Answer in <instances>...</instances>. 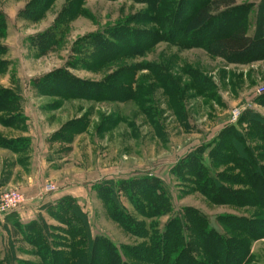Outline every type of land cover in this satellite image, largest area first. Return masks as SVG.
<instances>
[{
  "label": "rangeland",
  "instance_id": "374dc122",
  "mask_svg": "<svg viewBox=\"0 0 264 264\" xmlns=\"http://www.w3.org/2000/svg\"><path fill=\"white\" fill-rule=\"evenodd\" d=\"M236 3L249 5L247 26L253 36L264 0ZM153 10L133 0H0V60L6 62L0 68V87L17 96L12 114L21 117L17 127L5 126L1 119L6 113L0 111V129L6 127L0 135L24 138L26 146L16 160L0 146V207L7 191L22 198L14 210L0 209V260L41 264L36 253L41 249L69 253L74 243L69 227L82 226L72 217L76 204L92 239L110 241L122 259L132 258L129 248L150 247L151 237L159 238L172 218L190 208L205 214L227 237L246 240V264H264V238L249 239L221 222L225 217L224 222L234 225L229 216H237L260 223V208L214 204L193 190L194 179L187 174L201 163L225 186L247 189L238 184L245 178L244 163L221 144L227 137H242L264 166V143L255 132L264 128V59L230 62L204 49L165 42L141 53H124L152 37L149 30L156 25L137 19L158 12ZM183 10L185 15L192 9ZM123 29H134L131 38L122 35ZM40 39L50 40L45 51ZM63 78L84 84H57ZM103 81L124 86L126 97H98L102 88L95 84ZM66 91L80 96H62ZM235 110L241 112L236 118ZM214 152L227 157L214 158ZM143 179L161 181L163 191L158 192L168 201L164 215L138 213L133 201L145 206L142 193L149 191ZM262 191L259 187L264 199ZM110 207L126 210L140 225L138 235L114 221ZM30 222H37L46 235L47 250L38 241L31 244L16 226ZM26 232L32 234V229Z\"/></svg>",
  "mask_w": 264,
  "mask_h": 264
},
{
  "label": "trees",
  "instance_id": "16d2710c",
  "mask_svg": "<svg viewBox=\"0 0 264 264\" xmlns=\"http://www.w3.org/2000/svg\"><path fill=\"white\" fill-rule=\"evenodd\" d=\"M133 1L146 3L150 9L158 11L154 14H142L137 19L139 24L152 23L156 25V28L149 30L152 37L146 45L141 47L129 46L124 53H141L144 49H148L158 42H165L181 49H204L208 53L222 56L230 62L242 63L264 59V10L260 12L259 18H257L258 25L256 26L255 34L250 36L247 26L249 5L237 4L236 0H191L192 2H196L194 7H192L188 0ZM186 6L192 10L190 13L184 15L183 9ZM36 11L37 17H39L42 14V8ZM1 22L0 28L3 23ZM132 30L123 29L121 33L125 37L131 38ZM41 38L43 37L41 36ZM39 43L41 50L45 51L50 44V40L45 41L40 39ZM114 46L116 47V45ZM253 48H256L255 53L249 55L248 53ZM116 52L114 48L112 56H115ZM5 66V60H0V68ZM54 77L55 75L51 78ZM68 83L84 84L79 79L69 82L63 78L57 82V84L64 85ZM55 85L53 84L52 87L55 88ZM95 85L99 89L102 88V93L97 95L98 97L121 100L127 95L123 93L125 90L124 86L116 85L113 81H103ZM50 92L56 91L51 90ZM71 95L76 96L78 93L74 92L71 94L68 91L62 93L64 97ZM17 100V96H15L11 89L0 87V111L4 114H10H5L4 118L1 119L5 126L17 127L18 123L21 122L19 114H12L13 112L15 113ZM255 132L264 143V128L255 129ZM238 137H227L221 144L227 152L237 153L235 157L236 161L240 164L244 163L241 165L245 169V178L239 179L238 184L248 186L247 189L235 190L229 186H225L218 175L213 174L208 167L203 166L201 163L198 164L197 170L189 169L187 174L194 179L195 189L193 190L199 191L212 203L233 204L239 207H258L260 208L258 213L261 215L258 214L256 216L263 217L264 199L262 196H259L258 191L260 187L264 193V166H260L256 162V159L249 151L251 148L248 144L242 142V137ZM24 140V138L7 139L0 135V146L10 149L12 152L23 153L26 149L23 143ZM221 154L214 152L212 153V157H227V154L225 155L224 153V156ZM142 182L146 183L145 185L147 186L145 187L149 191H143L142 193L145 206H139L136 203L138 200L136 202L133 201L138 213L147 217H160L164 215L168 201L166 196L158 192L163 191L161 181L159 179H143ZM130 197L132 198L133 196L131 195ZM71 207L74 211L73 220L80 219L82 226L69 227V236L74 240L69 253L55 252V250L51 249L47 250L48 239L46 235L39 232L40 229L37 228V222H30L25 226L16 225L26 233L25 236L31 244H35L38 241L42 243L41 247L46 248L47 251H42L41 249L39 252H36L42 259L41 264L138 263L133 262L132 259L152 264H246L247 260L249 261L247 258L249 247L246 240H234L227 237L219 228L212 225L210 218L205 214L190 208L185 210L183 216L179 214L178 217L172 218L159 238L151 237L150 247L129 248L127 252L132 258L122 259L118 256L117 248L110 241L106 239L102 240L99 237L92 239V236L88 234L86 229V221L81 219L83 217L79 214L77 205L74 204ZM109 213L112 219L126 231L138 235L137 227H140V225L131 215L126 213V210H116L110 207ZM224 218H221V222L228 229L238 232L242 236H247L249 239L264 238V220L256 223L251 217L229 216V219H232L231 221L234 223L233 225L230 222H224ZM60 220L66 223L65 218L60 217ZM29 228L32 229V234L26 232ZM197 251L202 257L195 254ZM5 263L8 264L7 258L0 260V264Z\"/></svg>",
  "mask_w": 264,
  "mask_h": 264
},
{
  "label": "built area",
  "instance_id": "2783aa9c",
  "mask_svg": "<svg viewBox=\"0 0 264 264\" xmlns=\"http://www.w3.org/2000/svg\"><path fill=\"white\" fill-rule=\"evenodd\" d=\"M240 110H235L233 112L234 118L240 115ZM22 201L21 195L17 192L11 191L6 192L2 195V203L0 209L4 212H9L14 210Z\"/></svg>",
  "mask_w": 264,
  "mask_h": 264
},
{
  "label": "crops",
  "instance_id": "0c3cea01",
  "mask_svg": "<svg viewBox=\"0 0 264 264\" xmlns=\"http://www.w3.org/2000/svg\"><path fill=\"white\" fill-rule=\"evenodd\" d=\"M3 128L4 129H6V127H2V129H0V132L3 130ZM9 128V127H8ZM4 134L7 136V137H11V138H16L17 136L16 135H8V134H6L5 132H4ZM2 151V150H1ZM9 151V150H8ZM13 153V155L15 156V160H16V158L17 159H19L18 157L20 156V155H22L23 153H16V152H12ZM18 168H21L20 166L18 167ZM22 169V168H21Z\"/></svg>",
  "mask_w": 264,
  "mask_h": 264
}]
</instances>
